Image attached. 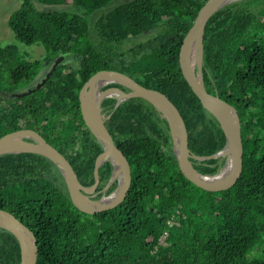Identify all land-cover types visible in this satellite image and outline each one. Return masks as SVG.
Segmentation results:
<instances>
[{
    "label": "trees",
    "instance_id": "trees-1",
    "mask_svg": "<svg viewBox=\"0 0 264 264\" xmlns=\"http://www.w3.org/2000/svg\"><path fill=\"white\" fill-rule=\"evenodd\" d=\"M36 1L70 2L74 9L40 10L22 0L9 15L14 37L43 47L45 55L32 59L0 43V137L21 128L39 131L92 185L96 139L79 92L94 73L113 69L168 96L184 119L192 152L210 155L223 147L220 123L178 64L182 34L206 0ZM61 54L40 86L37 80L16 93ZM201 70L206 90L228 100L240 117L239 181L219 192L192 184L177 164L167 121L145 99H127L106 119L132 173L125 199L111 209H78L61 171L42 155H0V208L15 211L34 233L35 264H264V0H239L209 18ZM191 161L199 173L214 176L224 158ZM107 168L104 162L96 171L100 186L110 177Z\"/></svg>",
    "mask_w": 264,
    "mask_h": 264
},
{
    "label": "water",
    "instance_id": "water-1",
    "mask_svg": "<svg viewBox=\"0 0 264 264\" xmlns=\"http://www.w3.org/2000/svg\"><path fill=\"white\" fill-rule=\"evenodd\" d=\"M239 0H206L182 34L178 47V64L185 83L198 97L201 104L220 123L225 136L221 149L210 155H197L189 147V137L184 119L177 107L166 94L142 81L113 69H102L94 73L82 85L79 101L85 124L96 139L94 152V183L86 185L75 172L67 158L36 130L21 128L5 133L0 137V155L8 153H36L50 159L61 171L74 204L83 212L94 214L111 209L125 199L131 183L132 173L123 152L114 144L106 126V119L125 100L142 98L152 104L169 125L172 148L183 176L195 186L212 192L232 188L243 173L241 121L236 108L217 93L206 90L202 77L203 33L209 18L219 9ZM61 54L54 59L40 86L62 61ZM110 79L101 83L94 97L90 96V83L99 74ZM98 155L102 161L111 164L107 174L110 181L106 185L97 184ZM224 158L217 175L199 173L191 160L209 161ZM83 202V203H82ZM92 203L94 207H90ZM0 227L6 228L17 237V251L20 264H35L37 246L30 229L25 226L18 214L11 209L0 208ZM29 237L32 239L28 245Z\"/></svg>",
    "mask_w": 264,
    "mask_h": 264
},
{
    "label": "rangeland",
    "instance_id": "rangeland-1",
    "mask_svg": "<svg viewBox=\"0 0 264 264\" xmlns=\"http://www.w3.org/2000/svg\"><path fill=\"white\" fill-rule=\"evenodd\" d=\"M22 0H0V43L2 45H7V44H14L16 45L19 50L27 55L28 57H31L32 59H41L44 57L45 55V51L43 49V47L38 46V45H25L21 42H19L13 35V33L11 32V30L8 28L7 26V19L9 17V15L15 11L21 4ZM35 4L37 6L38 9L40 10H46V9H59V10H66V11H71L73 10V6L71 5L70 2H66V3H60L58 5H54V6H49V5H44L41 4L39 2H37L36 0ZM127 0H115V3H121V2H125ZM109 9H105L101 12H98L94 15L93 20L98 19V17H100L101 15L105 14ZM93 38H95V35L92 34ZM135 39L136 41L139 40ZM128 44V43H127ZM127 44L121 46L122 48L126 47ZM50 69V67L44 68L41 71V75H43V73L47 72ZM39 76V78H40ZM38 79H35L32 82V85L34 83H36Z\"/></svg>",
    "mask_w": 264,
    "mask_h": 264
},
{
    "label": "flooded vegetation",
    "instance_id": "flooded-vegetation-1",
    "mask_svg": "<svg viewBox=\"0 0 264 264\" xmlns=\"http://www.w3.org/2000/svg\"><path fill=\"white\" fill-rule=\"evenodd\" d=\"M44 74H46V73H44ZM38 78H39V76L36 77L35 79H38ZM42 78H44V77L40 76L39 80H42ZM35 79H33L30 83H28L20 91H16V93H20L22 91H26V90L30 89V87L32 86V82ZM16 93L11 94V95H8L6 93H4V94H5L6 98H16L17 97ZM30 129H33V128H30ZM6 133H8V132H6ZM108 180H107L106 184L108 183ZM25 226H27V225L25 224ZM30 231L32 232L31 229H30ZM32 234H33L35 241H36V237H35L33 232H32ZM28 241H32V239L29 237ZM17 244H18V240H17L16 235L14 233H12L11 231H9L8 229L0 227V264H20V256H19V253L17 251Z\"/></svg>",
    "mask_w": 264,
    "mask_h": 264
},
{
    "label": "bare ground",
    "instance_id": "bare-ground-1",
    "mask_svg": "<svg viewBox=\"0 0 264 264\" xmlns=\"http://www.w3.org/2000/svg\"><path fill=\"white\" fill-rule=\"evenodd\" d=\"M109 79H110V78H109L106 74H104V73L99 74L98 76H96V77L93 79L92 83H90V87H91L90 96L94 97V95H95V93H96V89H97V87H98L101 83H103V82H105L106 80H109ZM103 163H104V161H102V159H101V161H100L99 164L97 165L96 171H97V169H98ZM109 181H110V177H109L108 182H109ZM82 203H83V202H82ZM89 206L92 208V207H94L95 205H93L92 203H90ZM30 243H31V241H28V245H31Z\"/></svg>",
    "mask_w": 264,
    "mask_h": 264
},
{
    "label": "built area",
    "instance_id": "built-area-1",
    "mask_svg": "<svg viewBox=\"0 0 264 264\" xmlns=\"http://www.w3.org/2000/svg\"><path fill=\"white\" fill-rule=\"evenodd\" d=\"M174 223H175V221L173 220V218H170V219L167 221V224H168L169 226L173 225ZM166 236H167V231H164V232L162 233L160 239H159L161 243L164 242Z\"/></svg>",
    "mask_w": 264,
    "mask_h": 264
}]
</instances>
